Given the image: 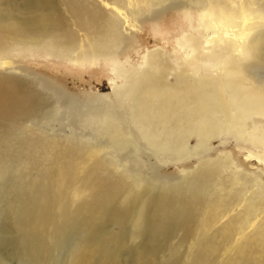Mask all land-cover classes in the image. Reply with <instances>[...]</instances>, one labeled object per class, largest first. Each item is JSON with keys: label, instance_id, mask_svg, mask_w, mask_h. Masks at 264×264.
I'll return each instance as SVG.
<instances>
[{"label": "bare ground", "instance_id": "bare-ground-1", "mask_svg": "<svg viewBox=\"0 0 264 264\" xmlns=\"http://www.w3.org/2000/svg\"><path fill=\"white\" fill-rule=\"evenodd\" d=\"M4 1L0 0V59L7 63L16 46L79 63L109 56L110 50L124 40L117 20L105 17L83 0H66L71 17L87 32L90 42L80 48L73 31L65 27L70 20H64L53 0H24L29 9L25 16L15 14L14 8L4 10ZM214 1L194 0L196 5L213 11L218 25L221 10ZM256 32L254 40L247 43L228 40L216 46V41L212 42L209 52L201 54L208 62L226 68L220 85L219 76L199 75L198 70V76H194L188 66H182L181 74L178 72L171 84L163 79L152 82L155 78L145 70L149 80L130 85L135 109L132 117L136 119L131 125L148 149L186 154L193 136L200 153L216 133L227 130L232 134L234 128L240 131L243 116L264 115V83L253 77L264 68V46L259 44L264 41V32ZM186 42L192 54L203 45L196 40ZM246 55L250 60L242 63L241 56ZM162 56L148 58L157 75L166 72ZM33 77L0 72V264H9V259L16 264H123L125 258L129 259L127 264H215L217 249L211 244L214 228L212 237L199 242L186 261L179 260L183 257L179 247L191 237L196 217L213 193L210 171H195L177 185L151 181L144 185L132 166L119 170L104 157L106 144L125 151L123 157L138 150L130 141L133 147L118 146L128 129L117 121L113 125L98 121L102 115L116 116L106 114L105 109L93 112L90 108L96 129L88 134L84 130L81 137L39 132L33 125L50 117L53 97L71 103L74 113L79 112L80 104L44 78ZM220 90L225 95H218ZM27 121L33 125L27 126ZM210 212L208 221L215 218L217 222L215 211ZM179 230L181 237L173 245L171 239ZM248 240L223 264H264V223Z\"/></svg>", "mask_w": 264, "mask_h": 264}, {"label": "rangeland", "instance_id": "rangeland-1", "mask_svg": "<svg viewBox=\"0 0 264 264\" xmlns=\"http://www.w3.org/2000/svg\"><path fill=\"white\" fill-rule=\"evenodd\" d=\"M19 1L21 0H5L3 2V6L6 4L4 10L14 8L15 14L27 15L29 9L25 6L24 0ZM53 1L56 9L59 10V14L63 18L66 17L64 20H70L71 23L67 21L68 24L66 23L65 27H67L68 32L73 31L72 34L76 37L78 48L83 44H89L88 36L86 37L87 32L82 31V28L80 29L75 24L73 16L69 13V8H66L68 7L66 0ZM215 1H218V8L221 10V15L218 17L221 22L217 21L218 25L215 23L214 19L217 17H214L213 11L196 5L194 0H83L84 4H90L98 12L105 14V17L119 22V34L124 40L121 39L119 46L117 45L118 48H114L117 47L114 46L110 50L109 56L104 55L94 60L91 59L92 63L90 61L77 63L60 56L45 55L37 51L27 52L16 46L13 50L16 52L6 58L8 63L3 60L4 58L0 59V72L19 73L34 79L33 75H37L58 87L64 94L80 104L79 112L74 113L70 109L71 103L53 97V111L48 110L51 114L50 117L35 122L36 125L32 124L39 132H47L54 136L75 134V136L81 137L84 130L88 134V131L96 129L92 120L93 112L105 109V111L108 110L105 112L106 114L114 113L115 117L107 116V118L106 115H102L98 121L103 123L104 120L111 125L116 121L123 124L122 126L128 130L124 134L125 138L123 137L122 143L119 142L118 146L133 145L138 150L131 154L128 153L127 157H123L122 154L125 151H116L117 149L106 144L102 150L105 153L104 157L110 163L115 164L119 170L132 166L137 171L136 174L142 176L144 185H147L148 181L157 185H177L192 176L195 171L208 169L211 173L209 177L212 186L211 192L213 193L209 196L208 205L205 208L203 205L196 217L191 230V237L187 239L185 245L179 247L180 254L183 253L182 259L179 257V260L186 261L188 259L186 257L190 255L196 245L208 237H212V232L215 229L216 234L211 241V244L215 245L217 249L215 264H223L249 242L248 238L264 223V115L249 114V116L246 115L247 117L243 116L241 121L243 125L239 126L240 131L236 132L234 128L232 134L227 130L222 131L221 134L216 133L204 144L200 153H198L197 144H195L192 136L188 141L191 149L189 153L180 155L161 154L156 153L150 147L148 149L145 141L142 142L139 139L138 132L133 131L138 130L131 125V122L136 121V119L132 117L135 109L131 100L132 95L128 91L131 84L137 82L145 84L149 80L146 72L150 74L152 79L155 78L152 82H161L163 79V81L171 84L177 74H181L182 66L192 68L190 69L192 72L189 70V73L194 76L202 75V73L203 76H216L215 78L219 76L217 79L220 81L217 85L225 80L226 68L219 63L214 65L205 59L204 55L207 48H210L209 45L215 41L216 46L218 43L228 40L247 43L257 36L258 33L255 31L264 32V0ZM11 4L12 7H10ZM207 7L209 8V6ZM19 8L22 10H18ZM7 12L5 11V13ZM248 13L253 14L247 15ZM240 15L243 21H240ZM261 16L263 17L261 18ZM238 18L240 19L236 20ZM235 21L237 22L235 23ZM207 22L208 24H206ZM237 24L238 26H236ZM212 26H215V29ZM220 27L223 31L219 29ZM186 37L191 38L187 39ZM194 40L198 44L203 42L202 47L199 46L200 50L197 49V53L200 55L192 54L189 46H187L186 41ZM259 44L264 46V41ZM202 51L205 53H201ZM235 52L240 53V51ZM150 54L164 55L162 56L165 57L163 59L167 60V63L163 60L167 66L164 74L160 72L157 75L155 66L148 64ZM196 57L198 58L197 62ZM241 58L242 63L250 60L247 55L246 57L241 56ZM179 62H182L181 65H176ZM188 62L192 65L198 63V66L195 65L194 67ZM192 62L196 63L193 64ZM207 64L208 66H205ZM197 67L200 70L196 69ZM194 68L196 69L195 72ZM260 69L255 72L256 74H253V77L255 76L256 80H261L264 83V68ZM145 70L147 71L144 72ZM144 73L147 76H144ZM222 79L224 80L222 81ZM218 92V95H225L222 90ZM131 118L133 119L131 120ZM28 122L26 125L32 126ZM129 141L133 144L131 145ZM125 144L127 145L125 146ZM154 175L156 178L153 177ZM210 211H215L217 222H215V218L213 221H208L211 217ZM112 229L116 230L114 227ZM180 237L181 230L172 237L171 243L174 245ZM124 260L123 264H127L129 259L125 258ZM8 262L9 264H16L10 259Z\"/></svg>", "mask_w": 264, "mask_h": 264}]
</instances>
